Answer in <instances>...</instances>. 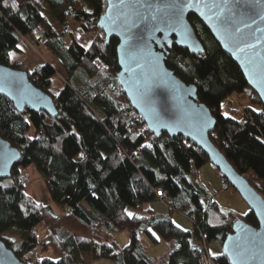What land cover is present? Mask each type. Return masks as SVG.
Segmentation results:
<instances>
[{"label":"trees","instance_id":"obj_1","mask_svg":"<svg viewBox=\"0 0 264 264\" xmlns=\"http://www.w3.org/2000/svg\"><path fill=\"white\" fill-rule=\"evenodd\" d=\"M104 8L100 0H0V63L19 68L8 62V53L27 39L42 45L65 73L63 87L53 96L49 87L56 71L50 64L27 72L35 86L53 97L54 117L29 108L18 112L0 95V136L21 152L11 177L0 179V238L26 264L37 248L40 258L33 264H83L82 255L88 253L91 260L115 264H155L143 235L153 243L166 241L164 264H205L203 242L207 264H230L223 252L209 254V241L222 249L235 220L253 225L257 220L251 210L241 215L221 209L212 198L206 201V190L191 176L193 168L208 163L205 153L180 135L155 137L132 109L115 76L118 41L111 37L105 42L96 25ZM45 10L61 21V32L51 26ZM68 17L79 26L76 34L67 28ZM188 19L204 53L173 44L165 64L182 81L196 85L197 100L216 118L211 141L264 196V108L208 29L194 15ZM245 88L249 105L225 115L222 102ZM29 166L44 182L46 204L27 194L17 177ZM160 189L166 191L169 213L145 208L158 200ZM173 211L184 214L192 229L177 227ZM32 228H42L39 241L30 235ZM122 230L129 241L119 247L109 234Z\"/></svg>","mask_w":264,"mask_h":264},{"label":"water","instance_id":"obj_2","mask_svg":"<svg viewBox=\"0 0 264 264\" xmlns=\"http://www.w3.org/2000/svg\"><path fill=\"white\" fill-rule=\"evenodd\" d=\"M97 27L105 42L117 39L115 76L132 109L155 136H183L206 155L246 202L257 220L237 219L222 242L230 264H264V197L239 173L209 137L216 118L197 100L194 83H185L165 64L172 45L192 54L204 46L190 23L194 15L238 65L264 108V0H100ZM239 29V31H237ZM0 95L18 112L25 108L57 115L53 97L35 86L26 70L0 63ZM20 149L0 136V179L10 178ZM0 264H26L0 238Z\"/></svg>","mask_w":264,"mask_h":264},{"label":"rangeland","instance_id":"obj_3","mask_svg":"<svg viewBox=\"0 0 264 264\" xmlns=\"http://www.w3.org/2000/svg\"><path fill=\"white\" fill-rule=\"evenodd\" d=\"M43 15L47 16L51 26L55 29L56 32L62 31L63 24L55 17V14H50L49 10H45L43 12ZM67 19L69 23H66L67 28L76 34L79 26L73 21V18L68 17ZM65 40L66 42H68L69 37H66ZM23 42L18 43V51H9V53H11V56L8 53V62L11 64H20L19 69L26 70L27 72H32L36 67L43 63L50 64L56 72L51 77L49 91L53 96H56L65 83V73L63 69L58 66L54 56L51 55L42 45H35L33 42L27 39H24ZM249 93V88H245L242 92H233L232 94H230L221 104L225 114H235L236 111H241L244 106L249 105ZM207 165H209L211 173L203 168L205 172H203L200 178L204 182H206L205 186L209 192L208 195L210 196V198H212L223 210H233L241 215L247 214V212L249 211V207L238 194V192L231 185L229 188L221 187V180L218 169L210 162H208ZM22 171L29 173L31 177V181L29 183H23L26 193L28 194V191H35L36 195L38 196L35 198V200L46 204L48 201V197L43 183H36L34 179L36 178V176H33V172L30 173L29 171H27V168ZM250 176L252 175L250 174ZM247 179L249 180L248 177ZM149 203L150 207L148 206V204H146L145 208L148 207L159 213H169L170 206L168 203H162L158 200ZM171 216L172 218L174 217L177 221L181 220L180 222L182 225H184V227L175 222V224L179 225L181 228L192 229V222L184 214L173 211L171 213ZM104 230L105 229L102 226L99 228V232H103ZM41 233L42 228H36V233L34 232L33 235L32 233L30 235L36 237V239L39 241L41 238ZM109 237L111 239H114L119 247L125 246L129 241L128 232L126 230L113 232L109 234ZM142 242L148 256L155 258V264H164L168 250L166 241L159 239L158 243H153L149 238L143 235ZM38 251V248L34 249L27 255V259L31 262V264L37 262L40 258V254ZM208 252L210 255H212V253L217 254L222 252V249L219 247L215 240H211L208 243ZM82 259L83 264H115V262H113L112 260L104 258L91 260L89 253L83 254Z\"/></svg>","mask_w":264,"mask_h":264},{"label":"crops","instance_id":"obj_4","mask_svg":"<svg viewBox=\"0 0 264 264\" xmlns=\"http://www.w3.org/2000/svg\"><path fill=\"white\" fill-rule=\"evenodd\" d=\"M203 168H205V170L206 171H208V172H210L211 173V171H210V167H209V165H207V163L206 164H204V166L203 167H200V168H193L192 169V171H191V176H192V180H193V182L195 183V185L196 186H198V187H200V188H203V189H205L206 190V192H207V195L209 194V192H208V190H207V188H206V186H205V183L206 182H204L200 177H201V175L203 174V172H205L204 171V169ZM27 171H29L30 173H32L33 174V176H36V178H34L35 179V181H36V183H43V185H44V182L42 181V179H41V177H40V175L38 174V172L36 171V169L33 167V166H29L28 168H27ZM196 172V173H195ZM212 174H214V173H212ZM220 175V174H219ZM215 176V175H214ZM37 185V184H36ZM29 193V195H31V196H33V198L35 199L36 197H38L37 195H36V192L35 191H28ZM47 197H48V194H47ZM210 198V196L208 195L207 196V198H206V201L208 200ZM49 202V198H48V201H47V203ZM148 206L150 207V203L148 204ZM153 210V209H152ZM173 220H174V222H176L177 224H179L180 226H183L184 227V225H182L181 224V220H179V221H177L174 217H173Z\"/></svg>","mask_w":264,"mask_h":264},{"label":"built area","instance_id":"obj_5","mask_svg":"<svg viewBox=\"0 0 264 264\" xmlns=\"http://www.w3.org/2000/svg\"><path fill=\"white\" fill-rule=\"evenodd\" d=\"M72 18V17H70ZM17 177L19 179L20 182L22 183H29L31 181V177H30V174L27 173V172H23L22 170L18 172L17 174ZM220 180H221V187L223 188H229L230 187V183L228 181V179L223 176L222 174H220ZM157 196H158V200L162 203H167V194H166V191L160 189L157 191ZM34 232L36 233V228H32L31 231H30V234L32 233V235L34 234ZM201 251L202 253L205 255V257L203 256L204 258V262L205 264H207L208 262V258H207V251H206V245L205 243L203 242L202 243V246H201Z\"/></svg>","mask_w":264,"mask_h":264},{"label":"snow or ice","instance_id":"obj_6","mask_svg":"<svg viewBox=\"0 0 264 264\" xmlns=\"http://www.w3.org/2000/svg\"><path fill=\"white\" fill-rule=\"evenodd\" d=\"M85 11H87V9H85ZM237 31H239V29H237ZM9 55L11 56V53H9ZM227 115V114H225ZM29 139H32V137H29ZM129 215L131 216V214L129 213ZM177 227H179V225H177ZM153 235H155V233H153ZM157 239H159V237H157ZM212 255H215L214 253H212Z\"/></svg>","mask_w":264,"mask_h":264}]
</instances>
